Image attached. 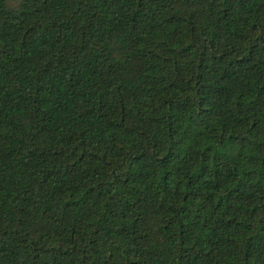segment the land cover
Here are the masks:
<instances>
[{
  "label": "trees",
  "instance_id": "obj_1",
  "mask_svg": "<svg viewBox=\"0 0 264 264\" xmlns=\"http://www.w3.org/2000/svg\"><path fill=\"white\" fill-rule=\"evenodd\" d=\"M0 264H264V0H0Z\"/></svg>",
  "mask_w": 264,
  "mask_h": 264
}]
</instances>
